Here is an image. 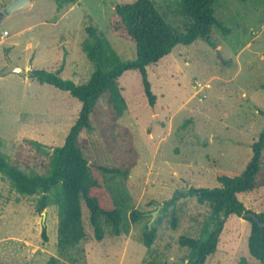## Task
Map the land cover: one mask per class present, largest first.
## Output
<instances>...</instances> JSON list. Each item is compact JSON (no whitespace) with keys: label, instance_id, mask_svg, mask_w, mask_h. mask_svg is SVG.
I'll return each mask as SVG.
<instances>
[{"label":"rangeland","instance_id":"obj_1","mask_svg":"<svg viewBox=\"0 0 264 264\" xmlns=\"http://www.w3.org/2000/svg\"><path fill=\"white\" fill-rule=\"evenodd\" d=\"M11 1L0 0V11ZM133 1L78 0L58 10L55 0H30L0 22V71L9 61L28 70L26 76L16 72L0 76V151L11 161L27 172H44L41 164L48 157L38 143L62 145L81 108L69 92L40 83L30 71H55L64 59L62 77L87 82L94 67L81 45L91 24L123 60L134 59L135 44L109 28L116 5ZM155 1L177 33H185L193 23L177 0ZM213 9L229 29L225 33L212 27L217 47L198 38L189 45H176L150 64L148 77L157 96L154 106L144 93L140 72L126 71L119 87L127 108L118 125L111 124L105 94L98 118L81 133L88 138L84 149L88 160L111 167L128 164L124 151L133 141L138 157L129 177L112 173L103 177L111 201L124 204L127 211L139 209L144 217L129 234L115 235L104 223L105 237L98 240L82 200L86 237L61 251L57 204L38 211L41 195L20 194L0 172V264H45L51 256L61 264H183L191 249L179 243L180 237H207L212 227L205 228L210 202L186 196L166 213L152 247L143 241L147 224L156 223L163 214L161 204L176 191L220 186L219 169L243 171L252 144L264 129V0H215ZM239 199L248 209L264 210V188L241 193ZM224 221L217 250L205 264H260L248 249L250 222L236 214Z\"/></svg>","mask_w":264,"mask_h":264},{"label":"trees","instance_id":"obj_2","mask_svg":"<svg viewBox=\"0 0 264 264\" xmlns=\"http://www.w3.org/2000/svg\"><path fill=\"white\" fill-rule=\"evenodd\" d=\"M55 1L58 10H61L78 0ZM177 2L179 8L193 19V23L183 34L177 33L164 19L155 0H135L116 5L109 28L114 35L135 44L134 59L123 60L97 26L93 24L87 26V38L83 41L81 50L93 64L94 70L85 83L77 84L62 77L61 73L66 64L64 59L55 71L44 69L30 71L31 77L40 83H47L69 92L80 103V112L62 145L52 147L53 151L50 152V146L38 143L40 150L48 157V160L41 164L44 172L40 173L33 169L27 172L19 162L11 161L9 156L1 151L0 172L20 194L41 195L37 203L38 211L52 203L57 204L59 215L57 246L61 251L76 246L86 237L82 200L88 207L90 222L98 240L105 237L104 223L112 227L115 235L129 234L132 225L145 215L139 209L127 211L124 204L111 201L103 177V173L119 174L125 179L129 177L138 157L133 141H130L127 151H124L128 164L111 167L88 160L84 155L88 138L81 137V133L88 129L97 117L99 102L105 94H108L111 104V124L118 125L117 120L127 108L126 99L119 87V79L126 71L140 72L144 93L149 104L154 106L157 96L152 90L147 67L159 62L176 45H189L198 38H203L211 46L217 47V41L212 36L214 25L225 33L229 31L214 13L215 0ZM127 134L131 137L130 132ZM1 143L2 141L0 146ZM216 178L220 183L218 187L191 186L186 191H176L171 199L163 201L161 204L163 214L151 227L147 224L143 233L145 246L152 247L166 213L178 200L186 196H196L200 203L210 202L211 213L206 220L205 228L212 226L211 231L204 239L182 236L179 243L191 249L183 264H205L208 256L217 250L225 218L230 214L243 216V213L253 211L239 199V194L264 188V129L252 144V156L245 169L241 172L219 169ZM54 189L55 197L52 199ZM256 214L259 221L253 217L245 218L251 224L248 249L254 259L264 264V210ZM174 215L173 212L172 224L176 226L177 220ZM46 231L44 226L42 235L45 240ZM45 264L61 263L57 257L51 256Z\"/></svg>","mask_w":264,"mask_h":264},{"label":"water","instance_id":"obj_3","mask_svg":"<svg viewBox=\"0 0 264 264\" xmlns=\"http://www.w3.org/2000/svg\"><path fill=\"white\" fill-rule=\"evenodd\" d=\"M30 3V0H13L9 4H7L1 11H0V22L4 20L10 13H12L14 10L23 7ZM16 72L22 76H26L28 73V70L26 68H22L16 65H13L10 61L8 62V65L0 71V76ZM52 148H50L51 150ZM161 205H159V208ZM244 218L253 217L256 221H259V217L257 216L256 212L249 211L243 213ZM151 227V225L149 224Z\"/></svg>","mask_w":264,"mask_h":264},{"label":"crops","instance_id":"obj_4","mask_svg":"<svg viewBox=\"0 0 264 264\" xmlns=\"http://www.w3.org/2000/svg\"><path fill=\"white\" fill-rule=\"evenodd\" d=\"M5 31H7V30H5ZM5 31H4V34H5ZM5 35H9V33H7V34H5ZM5 65H7V64H5ZM5 65H4V66H5ZM4 66H3V67H4ZM3 67H2V68H3Z\"/></svg>","mask_w":264,"mask_h":264},{"label":"built area","instance_id":"obj_5","mask_svg":"<svg viewBox=\"0 0 264 264\" xmlns=\"http://www.w3.org/2000/svg\"><path fill=\"white\" fill-rule=\"evenodd\" d=\"M8 32L7 31H5V34H7Z\"/></svg>","mask_w":264,"mask_h":264}]
</instances>
